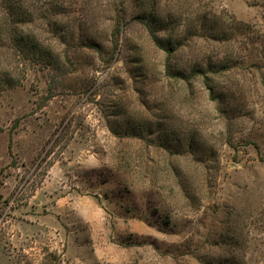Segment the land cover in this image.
Wrapping results in <instances>:
<instances>
[{
    "label": "rangeland",
    "instance_id": "1",
    "mask_svg": "<svg viewBox=\"0 0 264 264\" xmlns=\"http://www.w3.org/2000/svg\"><path fill=\"white\" fill-rule=\"evenodd\" d=\"M0 264H264V0H0Z\"/></svg>",
    "mask_w": 264,
    "mask_h": 264
}]
</instances>
